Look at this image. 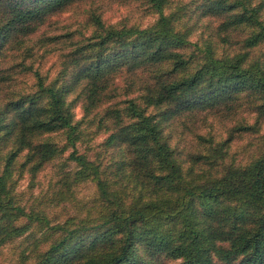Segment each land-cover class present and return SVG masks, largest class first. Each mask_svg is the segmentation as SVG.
I'll list each match as a JSON object with an SVG mask.
<instances>
[{
	"label": "trees",
	"instance_id": "1",
	"mask_svg": "<svg viewBox=\"0 0 264 264\" xmlns=\"http://www.w3.org/2000/svg\"><path fill=\"white\" fill-rule=\"evenodd\" d=\"M65 1L33 0L34 5H25V0H0V47L8 38L18 41L31 34L44 13ZM148 2L158 17L145 27L106 25L93 14L94 34L70 53L62 78L47 83L35 70V90L0 106V147L11 133L16 145L0 164V246L36 226L55 237L34 264H141V248L184 264H264V148L221 176L201 173L190 179L160 128L170 118L217 106L236 93L256 102V112L264 118V50L252 55L254 48L264 46V0L203 2L204 14L225 16L220 30L251 29L239 41L240 51L225 56L216 55L208 44L192 42L179 26L178 12L166 11L169 0ZM125 67L129 72L157 67L160 72L156 81L143 86V104L130 98L126 117L113 109L111 124L105 127L111 130L107 143L126 145L131 155L136 171L132 186L129 178L126 185L111 180L101 161L79 152L78 122L60 82L71 74L75 84H83L87 110L103 99L110 76ZM150 106L156 112H148ZM8 115L10 123L5 122ZM57 131L65 133L66 146L72 149L68 158L75 165L74 177L64 176L67 190L61 193L89 180L99 203L89 206L83 217L53 223L44 211L16 202L10 177L14 158L26 148L39 165L63 152L52 143H32L34 134ZM230 141L217 143L211 156L221 158ZM19 219L22 223L16 225ZM103 227L117 237L103 251L85 255L69 247L75 234Z\"/></svg>",
	"mask_w": 264,
	"mask_h": 264
},
{
	"label": "rangeland",
	"instance_id": "2",
	"mask_svg": "<svg viewBox=\"0 0 264 264\" xmlns=\"http://www.w3.org/2000/svg\"><path fill=\"white\" fill-rule=\"evenodd\" d=\"M204 1L169 0L166 11L178 12L179 26L192 42L210 45L218 56L239 52V41L251 29L238 26L220 30L225 16L204 14ZM25 5H34L33 0H25ZM93 14H98L106 25L113 26L145 27L153 24L158 17L148 0H66L44 13L36 21V29L31 34L20 37L18 41L17 38H8L0 47V77L4 75L0 81V106L21 92L35 90V70L41 72L47 83L62 78L63 75H59L70 53L94 34ZM262 16L264 18V9ZM191 49L186 51L191 52ZM263 50L264 46L254 48L252 55H259ZM159 75L157 67L136 72L122 68L110 76L103 99L87 110L83 84H75L71 74L60 81L67 88L64 98L78 122L79 152L101 161L106 175L118 181L119 185H126L129 178L127 183L132 186V175L136 171L135 166L130 164L131 155L126 145L106 141L111 130L105 127L113 119L109 111L118 109L125 118L124 108L128 100L138 98L137 101L143 104V86L156 81ZM255 106L256 102L251 98L236 93L233 99L217 106L196 108L163 122L161 135L174 149L186 178L193 179L201 173L221 176L231 165H245L260 154L264 148V118L258 116ZM148 112H156V109L150 106ZM10 121L11 116L8 115L5 122ZM7 128L11 129L12 125ZM229 138L231 141L224 147V155L217 159L212 157L211 148ZM13 139L11 133L2 143L0 164L5 163L6 154L16 146ZM47 142L59 149L64 148V151L41 165L28 148L14 158L10 185L16 202L44 211L53 223L73 216L83 217L89 206L99 203L95 184L89 180L78 182L72 185L70 192L62 194V190H67L64 176L74 177L75 165L68 158L72 149L66 146V135L61 131L37 133L32 138L34 145ZM14 222L20 225L22 219ZM47 234L45 230L32 226L24 235L10 239L0 246V264H34L55 237H47ZM115 238L105 227L93 228L75 234L69 247H76L80 254L86 255L103 251L116 241ZM137 253L141 264H184L182 259L152 254L145 248Z\"/></svg>",
	"mask_w": 264,
	"mask_h": 264
}]
</instances>
